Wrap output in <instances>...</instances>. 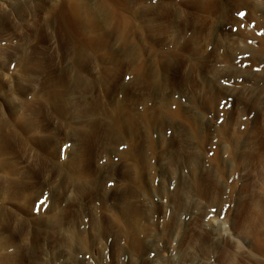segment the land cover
I'll return each instance as SVG.
<instances>
[{"label":"rangeland","instance_id":"rangeland-1","mask_svg":"<svg viewBox=\"0 0 264 264\" xmlns=\"http://www.w3.org/2000/svg\"><path fill=\"white\" fill-rule=\"evenodd\" d=\"M0 264H264V0H0Z\"/></svg>","mask_w":264,"mask_h":264},{"label":"bare ground","instance_id":"bare-ground-1","mask_svg":"<svg viewBox=\"0 0 264 264\" xmlns=\"http://www.w3.org/2000/svg\"><path fill=\"white\" fill-rule=\"evenodd\" d=\"M82 7V6H81ZM94 15V14H93Z\"/></svg>","mask_w":264,"mask_h":264}]
</instances>
